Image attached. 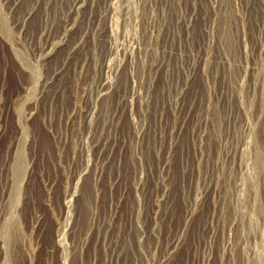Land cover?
<instances>
[{
	"label": "rangeland",
	"instance_id": "obj_1",
	"mask_svg": "<svg viewBox=\"0 0 264 264\" xmlns=\"http://www.w3.org/2000/svg\"><path fill=\"white\" fill-rule=\"evenodd\" d=\"M0 264H264V0H0Z\"/></svg>",
	"mask_w": 264,
	"mask_h": 264
}]
</instances>
